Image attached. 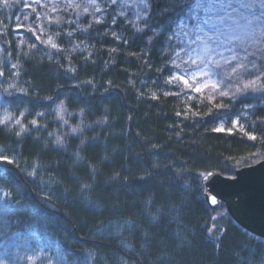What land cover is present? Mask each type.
Returning <instances> with one entry per match:
<instances>
[{
    "label": "trees",
    "instance_id": "1",
    "mask_svg": "<svg viewBox=\"0 0 264 264\" xmlns=\"http://www.w3.org/2000/svg\"><path fill=\"white\" fill-rule=\"evenodd\" d=\"M33 7L44 25L47 9L33 0L0 4V116L24 112L29 129L17 137L19 126H0V153L15 160L0 162L11 170L0 188L19 201L0 220V259L28 264L38 250L53 264H264V240L236 225L223 204L210 209L202 185L211 171L232 178L264 161V90L229 99L218 94L225 80L209 101L208 87L167 83L175 69L170 33L145 48L146 37L145 43L117 45L110 35L93 33L88 40L76 31L68 37L64 30L75 25L62 24L54 41L63 51H56L41 42L55 25H46L43 36L26 30L36 19ZM119 8L109 5L108 11ZM116 19V25L108 23L109 33H120L122 18ZM82 39L95 44L87 62V52L72 51ZM114 46L120 51L110 56L106 49ZM69 66L76 71H66ZM61 101L67 124L57 116ZM83 184L90 187L82 190ZM37 208L42 215L34 214ZM126 221L132 226L117 231Z\"/></svg>",
    "mask_w": 264,
    "mask_h": 264
},
{
    "label": "snow or ice",
    "instance_id": "2",
    "mask_svg": "<svg viewBox=\"0 0 264 264\" xmlns=\"http://www.w3.org/2000/svg\"><path fill=\"white\" fill-rule=\"evenodd\" d=\"M33 2L47 9L43 13L44 25L40 23L41 13H37L36 8L33 7L32 11L36 13V19L31 25L25 26L26 30L32 32L33 35H36L34 29L40 30V36H43L47 31L46 25H55L57 30L48 34L47 40H41V42L50 45L56 51H63L54 41V36L61 35L59 28L62 24L75 25L73 29L64 30L68 37H72L76 31L87 33L86 39L88 40L92 39L93 33L96 37L110 35L117 45H131L137 41L145 43L146 37L145 48L147 45H154L157 37L170 33L166 38L170 42L168 48L174 55L171 56L169 62L174 68L181 69L183 74L172 73L167 83L180 81L185 87H189V79L195 81L198 77L204 78L201 86L208 87L213 92V95L208 97L209 101L215 99L219 84L225 80L228 81L225 88L235 86V91L230 93L225 88H219L218 94L229 99L249 89L264 90V84L260 83L264 81V0H45L44 3H41V0H33ZM16 3L18 0H0V4L5 8L12 7ZM24 3L28 5L29 0H24ZM118 3L120 4L119 10L109 13L108 6ZM59 13H67V16ZM97 13H104V15L97 16ZM73 14L75 19L72 18ZM85 15L91 19L82 23L81 17ZM105 16L108 17L107 20ZM117 16L122 18L119 25L121 31L119 34L116 31L109 33L108 23L116 25ZM23 19L27 21L28 17L24 16ZM188 20L195 21V28L192 30L194 39L191 44L185 47L183 41L179 44L171 43L174 40L179 41L181 35H190L189 32L184 31ZM177 24L179 28L176 27ZM96 25H101L102 28H96ZM20 26L17 25V27ZM21 43L24 41L21 40ZM30 47L34 48L36 45L31 44ZM92 49H95V44L86 43L82 39L79 44L73 46L72 51L87 52L84 57L87 62L94 54ZM106 51L111 56L120 49L114 46L107 48ZM128 54L137 55L132 51ZM145 63L147 66V61ZM69 65H71V60H69ZM182 65L188 67L182 68ZM12 67L16 68L17 65H12ZM66 71L75 72L76 69L69 66ZM13 75H18V73H13ZM0 76H3V72H0ZM186 76L188 78H185ZM9 88H15V85L10 84ZM193 90L200 91V87H195ZM4 91L9 96L13 94L7 88ZM21 92L27 95L22 89ZM153 98H156L155 93ZM64 111H66L64 102L61 101L57 106V116L61 120H64L61 115ZM24 115V112H20L19 116L14 117L12 113L6 112L0 116V126L10 131L19 126L15 135L20 137L29 130L22 123L21 117ZM37 115L43 114L37 113ZM30 123L33 127H37L36 120ZM64 123L67 124V120H64ZM237 125L238 121L234 120L233 126ZM240 127L243 126L240 125ZM78 131V128L71 129L73 134ZM245 135L249 134L246 132ZM249 139H255V137L249 135ZM54 143L62 146L64 141L61 136H56ZM77 158L79 159L78 154ZM0 162L15 164L13 158L2 153H0ZM10 172L11 170L6 167L0 168V179L5 178ZM28 175L34 176L35 168ZM201 175L204 176V174ZM210 175L212 173L207 174V176ZM207 176H204V179H207ZM89 187L90 185L83 184L81 189ZM13 203L19 204V201H13L11 193L0 188V220L15 212ZM211 203L213 205L217 203L215 197L211 198ZM33 212L37 216L42 215V210L39 208L34 209ZM213 219L216 218L213 217ZM125 226L131 227L132 222L126 221L116 226L117 231ZM209 231L212 232L211 229ZM47 246L53 247V242L47 241ZM125 247L131 246L125 244ZM27 260L28 264H37L38 261L39 264H53L51 259L44 257L38 250L34 255L28 256ZM0 264H5V260L0 259Z\"/></svg>",
    "mask_w": 264,
    "mask_h": 264
},
{
    "label": "water",
    "instance_id": "3",
    "mask_svg": "<svg viewBox=\"0 0 264 264\" xmlns=\"http://www.w3.org/2000/svg\"><path fill=\"white\" fill-rule=\"evenodd\" d=\"M202 179L204 199L210 209L224 205L233 222L249 234L264 240V161L235 171L232 178L219 172ZM217 203L213 205L211 198Z\"/></svg>",
    "mask_w": 264,
    "mask_h": 264
},
{
    "label": "rangeland",
    "instance_id": "4",
    "mask_svg": "<svg viewBox=\"0 0 264 264\" xmlns=\"http://www.w3.org/2000/svg\"><path fill=\"white\" fill-rule=\"evenodd\" d=\"M186 24H187V27L184 29V31L189 32L190 35L189 36L181 35L180 36V40L179 41L174 40L173 44H179L182 41L184 42V46L185 47L187 46V44H191L192 39H194V33H193L192 30L195 28V21L188 20V21H186ZM176 27L179 28V25L177 24ZM177 51H179V48H177ZM173 55H174V53H173ZM181 55L183 56V52H181ZM184 67H188V66L187 65H182V68H184ZM174 73L183 74L181 69H176V68L174 69ZM185 78H188V77L186 76ZM178 82L181 83L180 81H178ZM203 83H204V78H199L198 77L195 81H193L192 79H189V88L190 87H193V88L200 87V89H202V88H204V87L201 86Z\"/></svg>",
    "mask_w": 264,
    "mask_h": 264
}]
</instances>
